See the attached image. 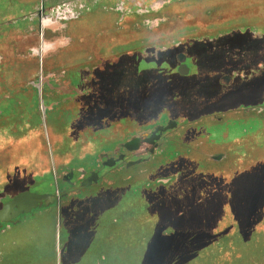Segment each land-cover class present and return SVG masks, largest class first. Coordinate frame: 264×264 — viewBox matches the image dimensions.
<instances>
[{
  "label": "rangeland",
  "instance_id": "1",
  "mask_svg": "<svg viewBox=\"0 0 264 264\" xmlns=\"http://www.w3.org/2000/svg\"><path fill=\"white\" fill-rule=\"evenodd\" d=\"M63 3H71L80 17L50 37L54 41L63 34L70 43L51 55L54 66L58 72L68 67L65 73L75 86L83 68L105 70L106 63H119L112 71L119 95L113 102L107 97L103 109L87 110L95 116L87 119L92 128L79 134L77 104L66 109L77 102L74 95L59 94L50 85L39 101V92L33 91L30 113L22 115L11 91L0 111L13 117L28 115L38 123L39 104L52 108L42 114L45 138L48 130L52 134L49 141L41 139L45 159L56 155L77 167L78 159H92L112 147L111 141H125L138 131V124L119 119L135 111L124 88L139 93L154 80L175 78L173 95L179 93L184 105L199 112L238 110L260 100L264 85L255 90L257 84L237 76L258 74L264 64V0H0V15L9 7L29 16L36 7ZM17 23L38 28L29 17ZM0 35V87L22 85L23 72L5 69L29 68L28 47L35 40L19 29ZM109 113L116 117L111 128L112 118L102 116ZM238 113H229L227 126L218 127L212 119L206 126L199 122L200 131L208 134L198 137L195 152L183 145L170 149L164 167L183 168L173 179L169 175L150 184V178L131 186L122 182V190L71 200V213L64 212L62 221L55 214L34 212L0 238V264H264V117ZM54 131L64 135L54 139ZM46 140L57 145L47 149ZM39 143H22L21 158L39 157ZM17 155L7 148L0 153V165L17 161ZM220 155L223 161L213 160ZM151 191L159 196L154 206L144 194Z\"/></svg>",
  "mask_w": 264,
  "mask_h": 264
},
{
  "label": "flooded vegetation",
  "instance_id": "2",
  "mask_svg": "<svg viewBox=\"0 0 264 264\" xmlns=\"http://www.w3.org/2000/svg\"><path fill=\"white\" fill-rule=\"evenodd\" d=\"M8 4L11 7L12 1ZM83 6L81 7L83 8ZM9 7L4 12V16L0 15L3 18L0 20V34L7 30L13 32L19 29L27 32L28 37L35 40V44L30 48L28 47V51H30L27 55L30 61L29 68L23 67L21 71L20 65L18 69L11 66L6 67L5 70L8 72H23L22 77L25 83L20 85V82H18L17 86L11 88H7V86L0 87V107L5 104L7 99H11L9 94L12 91L13 98L15 101L19 100L18 106L23 109L22 115H26L30 113L33 91L37 90L39 92L40 101L42 89L55 86L56 89L52 88V91L61 94H72L76 97L77 102H74L75 104L68 103L66 109L70 112L77 104L79 111L74 126L78 129L79 134L92 128V124L87 123V119L95 116L94 113H89L87 110L92 109V106L103 109L102 105L109 104L106 101L107 97L113 102L114 98L119 95L117 92L119 87L113 84L112 79L114 75L112 71L116 70L115 68L119 63H106L105 70L99 68V65L85 67L79 73L80 79L73 86L65 73L66 70L69 71V68L67 67L65 70L58 72V67L54 66L52 62L54 56H51L65 51L70 45V43L63 41L66 37L62 36V32L71 21L80 17V15H76L78 14L77 11H74V8L72 9L71 3L55 6L50 4L48 7L44 6L43 9L36 7L29 16H20ZM27 17L32 23L36 21L38 28H33L31 25L28 27L17 26V19H26ZM58 31H62L60 32L62 35H59L58 39L53 41L50 37L56 35ZM1 38H4V36L0 35ZM60 46H63V48ZM148 74H150L149 71ZM158 75L162 77L163 74L158 73ZM164 75L165 77H172L170 74ZM104 78L107 79L103 80ZM237 78L244 81L248 80L250 84H257L253 85H255V90H257V87L259 90L261 85H264V64L259 65L258 74L251 73L248 77L240 74ZM176 80L175 78L164 79L162 82L154 80V83L150 82L151 85L149 84L148 89H145L146 86L144 89L142 87L143 91L139 93H134L133 90L130 91L128 88L122 89V92L128 96V103L134 102L130 107L133 106L135 111L130 114H121L119 119L138 124L139 130L133 132L125 141H111L112 147L103 148L92 159H78L80 166L77 167L64 161H58L55 154L53 159H50L49 155L48 159H45L42 155L43 145L41 139L42 141L43 139L44 141L45 139L48 140V134L52 135L48 130L45 138L44 133L47 132L44 124H42V114L52 111V108L46 109L41 103L39 104L38 115L41 120L39 119L38 123L28 115L26 119L22 120L23 117H13L9 113L0 111V153L7 148H13L14 151L18 152L17 156L19 157L13 163L0 165V238L16 230L23 223L28 222L29 216H34L36 213L40 215L55 214L62 221L64 212L71 213L70 209L73 204L71 200L86 195L88 198L85 199H89L96 195L100 196L102 193L111 192L114 189L122 190L121 188H124L120 186L122 182H126L131 186L151 178L152 182L150 181V184H156L169 175L168 178L170 179H173L172 174L181 175L183 168L177 169V164L164 167L166 163L164 164L162 159L171 155V148L182 145L185 151L195 152L198 137H206L208 134L206 130L200 131L201 129L198 127L203 128V126H198L199 122L201 124L206 122V126L208 124L207 120L212 119V124L218 127L227 126L231 120L228 117L229 113L239 114L238 112H242L249 119L251 117H258V119L264 117V87L259 92L260 100L257 104L240 107L238 110L199 112L197 108L194 110L192 105H184L181 102L179 93L173 95L178 90L174 84ZM66 81L68 82L66 83ZM123 99L125 100V98ZM179 107H183V109H179ZM102 116H105L104 119H106L111 117L112 114ZM115 118H112L113 122L108 127H112ZM22 122H25L24 126ZM70 123L72 124L73 120ZM66 124V130H68L69 124ZM54 135L55 139V137L63 136L64 132L54 131ZM47 140V149L50 143L51 145H57L54 140H50V143H47ZM32 141H40L38 147L40 148V156L35 157L30 154L28 158H21L19 151L22 143H32ZM173 154L179 156L177 152ZM223 157L225 158L224 155H220L214 157L213 160L220 162L223 161ZM16 162H19L20 165H16ZM183 163L185 162L183 161ZM50 179L55 180V182H51ZM116 192L115 194L120 193L119 191ZM144 194H146L145 198L150 205L159 200L158 193L154 191L145 192ZM35 195L47 197L36 208L26 213L25 211L31 207L30 199ZM22 196H24L23 199ZM19 198L21 199L17 200Z\"/></svg>",
  "mask_w": 264,
  "mask_h": 264
},
{
  "label": "water",
  "instance_id": "3",
  "mask_svg": "<svg viewBox=\"0 0 264 264\" xmlns=\"http://www.w3.org/2000/svg\"><path fill=\"white\" fill-rule=\"evenodd\" d=\"M45 197H47V196H37V195L33 196V197L30 199L31 207H30V209H28V210L25 211V212H26V213H29L33 208H36V206H37L40 202H42V201L45 199ZM21 198L23 199L24 196H22ZM21 198H19V199H17V200H20ZM15 202H16V201H15Z\"/></svg>",
  "mask_w": 264,
  "mask_h": 264
}]
</instances>
